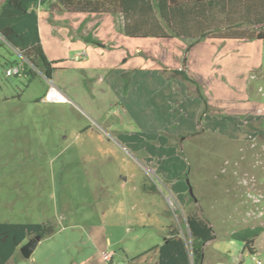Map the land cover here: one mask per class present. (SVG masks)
Here are the masks:
<instances>
[{
    "label": "rangeland",
    "instance_id": "obj_1",
    "mask_svg": "<svg viewBox=\"0 0 264 264\" xmlns=\"http://www.w3.org/2000/svg\"><path fill=\"white\" fill-rule=\"evenodd\" d=\"M69 19L45 39L51 79L7 76L25 58L0 35V222L55 227L29 258L17 252L6 264H106L88 233L102 224L100 248L118 264L170 226L190 251L189 213L215 234L203 264H264V39L129 40L122 17L74 40L79 23ZM177 67L191 78L189 95L186 83L175 86ZM49 82L70 101H43ZM246 227H261L254 254L231 237Z\"/></svg>",
    "mask_w": 264,
    "mask_h": 264
},
{
    "label": "trees",
    "instance_id": "obj_2",
    "mask_svg": "<svg viewBox=\"0 0 264 264\" xmlns=\"http://www.w3.org/2000/svg\"><path fill=\"white\" fill-rule=\"evenodd\" d=\"M45 2L49 3V0H5L0 8V35L25 58L23 73L27 76V80L37 75L36 70L41 71L45 78L51 79L57 69L56 63L49 61L45 56L40 43L37 10L39 5ZM55 2L72 14L119 13L123 17L124 35L132 39L183 37L191 38L193 42L205 38L221 42L264 39V0H56ZM218 14L225 15V20H218ZM240 25H244L246 29L241 28ZM250 27L255 29L251 31ZM173 73L188 79L184 70H173ZM196 91L199 96H203L198 88ZM186 225L191 238L190 251L178 229L170 226L164 241L146 251V255L155 252L153 264H203L204 246L215 237L212 226L196 213H189L186 216ZM260 231L261 227H246L233 232L231 237L242 241L244 249L254 254L253 239ZM54 232L55 227L51 222H0V264H6L15 253H19L20 246L29 238L40 236L43 239Z\"/></svg>",
    "mask_w": 264,
    "mask_h": 264
},
{
    "label": "crops",
    "instance_id": "obj_3",
    "mask_svg": "<svg viewBox=\"0 0 264 264\" xmlns=\"http://www.w3.org/2000/svg\"><path fill=\"white\" fill-rule=\"evenodd\" d=\"M4 2H5V0H0V8ZM44 5H46V4H44ZM44 5H42L43 8H41V6H39L38 10H37V13H38V30H39V36H40V43H41L43 52H44V54L48 60L50 59L46 53V48H47L48 42H46L45 39H47V37L50 33H51V35H54L56 32H60V31L64 30V28L61 27L59 24L62 21H68V17L70 19H72L73 24L79 23V25H77V24H76V26L73 25V27L71 29L72 39H74V40L75 39L76 40L81 39L83 35H84L83 37L85 38L86 34L87 35L89 34L91 36L90 32H91L92 28H94L96 30L95 34L97 35L99 33L100 28H102L103 26H105L106 28H110L111 27L110 24H112V26L114 27L113 21H116V23H118L119 18L122 19L121 14H119V13H115V14H112V13H99V14L75 13V14H72V13L66 12L59 5L57 6L56 4H53V3H50L49 6H47V7ZM51 5H56L57 7L53 8V6H51ZM122 22H123V20H121V23ZM122 34H124L123 30H122ZM124 37L129 38V37H126L125 35H124ZM136 39H138V38H136ZM151 39L154 40L153 38H151ZM129 40H133V39H129ZM200 41H202V40H200ZM136 49L139 50V49H141V47H136ZM15 50H17V49H15ZM17 52H19V51L17 50ZM53 61H55V60H53ZM182 65H184V63H182ZM186 65L189 67V63H186ZM199 68H203V66H200ZM220 69H222V66L219 68V70ZM175 70H185V69L177 67V69H174V71ZM252 70H253V66L250 67L249 71L251 72ZM203 71L205 72L206 69L203 68ZM260 71L261 72L258 73L259 77H257L258 81L262 80V77L264 76V69L260 70ZM185 74L187 75L188 79H183V78L179 79L178 77L175 78V81H176L175 86H177V83L180 82V84L183 85V87H185L184 86V84L186 83L185 80L190 81V79H191L189 77L188 73L186 72V70H185ZM191 88L193 89L194 87L191 86L190 84L186 83V87H185L186 93L185 92L184 93L189 95L188 91L191 92L190 91ZM197 88L199 89V87H197ZM221 93H222V91H220V94H219V92H215L214 94L216 97H218V96H221ZM205 101L206 102H204V104L207 105V100L205 99ZM215 103H217V101ZM250 106H252V104H250ZM248 108L249 107H247L246 109H248ZM189 132H191V131H189ZM4 222H8V221H4ZM14 223H16V222H14ZM94 228H99V229L96 230L97 233H95V235L93 237ZM105 229L106 228L103 226V224L101 226L92 225L91 228L89 229V232H88L89 235L92 237L93 242H95L97 240V238L99 240V242L97 244H95V247L96 248L98 247L101 250V252H99L100 254H98V256H97L98 257L97 261L101 260V262H105L106 264H118V263H115L113 261V257H112L111 252H106L105 250H103V248L102 249L100 248L103 245L101 243V241L103 239L105 241V239H106V234L104 232ZM52 237L53 236L51 235V236L45 237L41 240H44L46 238H52ZM164 238L162 239V241L160 243H157L154 246L161 244L164 241ZM150 249L151 248H148V249L146 248L145 250H143L141 252V254H139V255L137 254V256H135V257L133 256L134 258L128 257L129 260L125 264H153L155 252H152V253L146 255V253H147L146 251H148ZM102 253H111L110 260H105L102 256ZM143 255H145V256H143ZM141 256H143V257H141ZM97 263L99 264L100 262H97ZM97 263L94 262L92 256H89L88 258H85V259L81 260L80 262L74 261L72 264H97Z\"/></svg>",
    "mask_w": 264,
    "mask_h": 264
},
{
    "label": "built area",
    "instance_id": "obj_4",
    "mask_svg": "<svg viewBox=\"0 0 264 264\" xmlns=\"http://www.w3.org/2000/svg\"><path fill=\"white\" fill-rule=\"evenodd\" d=\"M84 56H85V52L84 51H79L76 54V56H75V60L81 61L84 58ZM30 67L32 69L36 70L32 66H30ZM23 71H24V67H23V63H22L20 65H10V66H8L5 69V74L7 76H16V75H21ZM36 71L38 72V70H36ZM42 100L43 101H47V102H53V103H68L70 101V99L63 92V90L61 88H59L58 86H56L53 82H49V85H48L47 89L44 92ZM102 256H103V258L105 260H110L111 253H102Z\"/></svg>",
    "mask_w": 264,
    "mask_h": 264
},
{
    "label": "water",
    "instance_id": "obj_5",
    "mask_svg": "<svg viewBox=\"0 0 264 264\" xmlns=\"http://www.w3.org/2000/svg\"><path fill=\"white\" fill-rule=\"evenodd\" d=\"M191 193V189H190ZM41 240L40 236H35L29 238L24 244H22L19 248V252L24 258H29L39 241Z\"/></svg>",
    "mask_w": 264,
    "mask_h": 264
}]
</instances>
